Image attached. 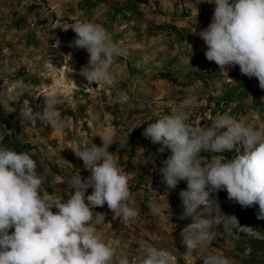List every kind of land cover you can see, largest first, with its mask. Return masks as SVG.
<instances>
[{
  "label": "rangeland",
  "instance_id": "374dc122",
  "mask_svg": "<svg viewBox=\"0 0 264 264\" xmlns=\"http://www.w3.org/2000/svg\"><path fill=\"white\" fill-rule=\"evenodd\" d=\"M213 7L206 0H0V92L12 96L8 107L0 108V146H32L29 156L41 194L66 199L75 171L81 178L88 175L72 147L99 146L102 132L113 134L108 151L127 177L136 209L127 223L113 219L106 205L92 209L95 234L114 249V264L145 243L167 249L174 264H202L210 254L223 255L231 264H264V219H257L255 205L241 208L223 190L210 198L238 225L231 230L217 225L207 247L185 252L180 231L190 220L180 218L178 193L186 185L165 188L157 169L169 150L157 151L159 143L141 135L161 112L173 113L191 96L196 101L185 107V123L192 128L210 125V118L227 112L246 127L264 130V90L256 79L240 74L238 66L226 69V77L205 59L203 41L191 32L207 26ZM82 21L101 25L124 51L114 58L103 84H90L79 74L88 55L70 43L75 38L71 27ZM51 91L66 123L62 134L46 122L31 125L20 118L28 105L33 112L41 110ZM125 143L130 145L119 152L116 147ZM199 155L209 157L203 151ZM90 193V188L85 191ZM150 201L159 203V215L148 213Z\"/></svg>",
  "mask_w": 264,
  "mask_h": 264
},
{
  "label": "clouds",
  "instance_id": "9594fccd",
  "mask_svg": "<svg viewBox=\"0 0 264 264\" xmlns=\"http://www.w3.org/2000/svg\"><path fill=\"white\" fill-rule=\"evenodd\" d=\"M206 2L214 5L209 23L198 32L194 27L191 30L203 41L205 59L225 76L226 69L238 66L240 74L254 77L264 90V0ZM71 29L75 38L70 46L88 55L79 74L90 84L107 82L113 60L124 55L123 49L97 23L82 21ZM11 100L10 94L0 92V108L8 107ZM195 101L191 96L173 113L161 112L141 132L151 143H159L157 151L169 150L157 169L165 188L171 191L180 181L186 185L178 197L183 209L180 218L190 220L180 231L189 254L208 246L217 225L228 230L238 225L234 216L220 212L210 193L223 190L241 208L255 205L257 219H264V130L246 127L227 112L210 118V125L192 128L185 123V107ZM58 103L57 93L48 92L41 110L33 112L28 105L20 118L31 125L36 120L46 122L62 134L66 123L58 114ZM99 138V146L89 142L72 147L88 175L81 178L75 171L68 181L72 192L66 199L42 195L35 161L24 152L0 146V264H114V249L95 234L92 209L106 205L113 219L118 217L124 223L135 216L136 209L127 177L108 151L113 134L102 132ZM202 151L209 154L207 159L199 155ZM226 151L235 154L226 159ZM89 188L91 193L85 195ZM146 208L151 215L161 212L156 201L148 202ZM118 264H174V257L165 248L145 243L130 256L120 257ZM202 264L231 261L210 254Z\"/></svg>",
  "mask_w": 264,
  "mask_h": 264
},
{
  "label": "trees",
  "instance_id": "16d2710c",
  "mask_svg": "<svg viewBox=\"0 0 264 264\" xmlns=\"http://www.w3.org/2000/svg\"><path fill=\"white\" fill-rule=\"evenodd\" d=\"M127 145L129 146L130 143L118 145L116 148L119 149V152H123V150L127 147ZM12 148H13V150H15L17 152H24L28 155H30V151H31V149H33L32 146H30L27 143L21 144V145H13ZM130 150H132V148ZM177 185H182V181L178 182Z\"/></svg>",
  "mask_w": 264,
  "mask_h": 264
}]
</instances>
